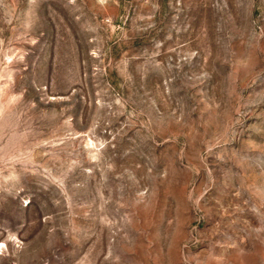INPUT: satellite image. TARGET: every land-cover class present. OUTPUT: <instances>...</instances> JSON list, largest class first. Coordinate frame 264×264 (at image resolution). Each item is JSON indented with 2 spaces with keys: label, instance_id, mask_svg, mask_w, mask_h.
<instances>
[{
  "label": "rangeland",
  "instance_id": "rangeland-1",
  "mask_svg": "<svg viewBox=\"0 0 264 264\" xmlns=\"http://www.w3.org/2000/svg\"><path fill=\"white\" fill-rule=\"evenodd\" d=\"M0 264H264V0H0Z\"/></svg>",
  "mask_w": 264,
  "mask_h": 264
}]
</instances>
